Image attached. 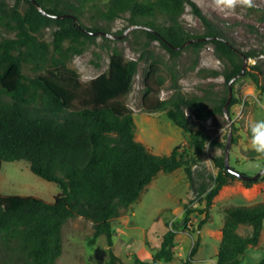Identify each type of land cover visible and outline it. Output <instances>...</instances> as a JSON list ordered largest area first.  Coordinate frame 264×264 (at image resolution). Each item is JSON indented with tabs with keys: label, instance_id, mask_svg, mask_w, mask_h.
<instances>
[{
	"label": "trees",
	"instance_id": "16d2710c",
	"mask_svg": "<svg viewBox=\"0 0 264 264\" xmlns=\"http://www.w3.org/2000/svg\"><path fill=\"white\" fill-rule=\"evenodd\" d=\"M79 1L81 5L76 6L67 0H0V27L15 34L0 40V165L25 160L33 173L61 189L52 202L0 194V244L19 264H57L63 250L62 227L76 217L91 222L90 245L99 236L106 237L107 264H116L112 221L140 198L160 172L184 168L193 182V166L200 160L209 137L191 127L185 109L199 122L216 114L226 115L224 105L229 95L211 105L204 96L185 98L178 93L168 99L152 100L151 96L160 92L164 78L158 75V65L151 63L143 77V107L147 113L164 111L189 142V149L184 151L176 145L167 155L151 152L136 140L133 111L125 102L142 55L140 59H126L118 48H113L107 71L87 84L68 66L72 56L80 54L98 32L104 39L109 34L106 27L77 23L87 0ZM91 1L94 6L104 1L106 8L100 10L104 20L127 15L131 25L144 28L150 40H158L174 56L185 47L199 52L204 44L211 43L223 69L208 70V74L223 75L227 93L229 82L233 79V87L242 72L244 57L255 56L254 51H238L191 0ZM187 4L205 24L204 34L192 35L182 27L180 17ZM160 17L164 23L158 22ZM47 27H56L51 43L39 37ZM189 40L192 42L184 45ZM25 67L33 75L25 73ZM244 75L259 84L256 74L244 69ZM235 102L237 99L232 97L230 106ZM214 166L217 173L210 177L211 182L201 183L196 188L197 199L185 205L183 226L197 212L203 215L196 225L200 231L208 221L215 197L225 185L239 178L228 171L224 156L214 158ZM260 179L264 174L243 182L251 186ZM196 202L203 206L193 207L191 204ZM263 221L264 199L225 207L215 264H241L245 251L258 245ZM241 225L249 226L250 233L240 234ZM176 238L177 230L168 228L151 259L145 261L137 256L135 263L172 262ZM199 247L200 235L184 264H190ZM258 264H264V257Z\"/></svg>",
	"mask_w": 264,
	"mask_h": 264
},
{
	"label": "rangeland",
	"instance_id": "374dc122",
	"mask_svg": "<svg viewBox=\"0 0 264 264\" xmlns=\"http://www.w3.org/2000/svg\"><path fill=\"white\" fill-rule=\"evenodd\" d=\"M13 3L14 0H8ZM196 7L216 26L231 44L240 52L254 51L255 56L246 59L245 69L256 74L259 84L251 76L241 75L235 80L231 98L237 102L227 107L226 115L216 114L202 122L196 121L190 110L186 113L191 127L208 135L200 160L193 166L192 179L186 175L184 168L176 172L157 174L155 179L143 190L140 198L112 221L117 238L112 247L117 256L116 264H136L138 256L150 260L159 249L162 235L168 228L177 230L174 245L175 257L172 262L157 264H184L189 252L200 235V247L190 264H214L218 251V240L223 225L224 208L229 205H250L264 199V179L251 186L245 185L240 177L225 185L215 197L210 208L208 221L200 231L197 223L203 218L197 212L188 217L183 226L185 205L196 197V188L201 183H210L211 176L217 173L214 158L224 156L229 134L232 135L229 160L238 172L253 176L264 168V159L252 156L250 148L249 124L264 119V0H255V7L247 10L237 9L232 15H225L216 10L212 0H191ZM74 5H81L79 0H67ZM91 0L83 3L80 20L85 27L99 25L106 27L109 34L104 39L101 34L94 41H87L80 54L72 56L68 66L75 70L84 84L104 73L108 69L113 48H118L126 59H140L138 72L134 76L132 89L125 97L126 104L133 111L135 138L142 142L151 152L167 155L176 146L180 150L189 149L188 137L177 127L164 111L147 113L142 104L144 93L143 77L151 63L159 67L158 75L164 78L160 92L151 96L154 100L168 99L174 93L185 98L204 96L208 104L220 101L226 95L227 86L223 75L210 76L208 70L223 69V62L216 56L211 43L202 46L199 52L193 47H185L174 56L162 47L158 40H150L144 28L131 25L127 15H121L112 21L101 17L105 3L97 6ZM24 5H21V9ZM101 10V11H100ZM158 22L164 23L163 18ZM182 27L192 35H202L206 31L202 19L187 4L180 17ZM56 27L44 28L39 37L51 43ZM0 27V40L13 37ZM190 44V43H189ZM253 66H257L254 68ZM201 69H205L201 70ZM25 73L33 75L28 68ZM262 86V87H260ZM236 138L234 142L233 139ZM259 164V167L255 165ZM61 192L60 187L32 172L25 160L1 162L0 194L5 196H33L47 202ZM197 199V198H195ZM201 207L203 203L191 204ZM180 223V225H177ZM242 235L250 233V227L241 225L238 229ZM93 233L90 221L81 217L69 219L62 227V254L57 264H107L109 247L104 235L90 245ZM130 242V244H129ZM264 257V221L263 229L256 246L249 247L242 255L241 264H258ZM0 264H19L0 244Z\"/></svg>",
	"mask_w": 264,
	"mask_h": 264
},
{
	"label": "clouds",
	"instance_id": "9594fccd",
	"mask_svg": "<svg viewBox=\"0 0 264 264\" xmlns=\"http://www.w3.org/2000/svg\"><path fill=\"white\" fill-rule=\"evenodd\" d=\"M213 7L225 15L236 13L237 9L247 10L255 7V0H212ZM264 108V104L261 105ZM250 148L257 159H264V119L249 124ZM259 167V164L255 165Z\"/></svg>",
	"mask_w": 264,
	"mask_h": 264
},
{
	"label": "water",
	"instance_id": "95a60500",
	"mask_svg": "<svg viewBox=\"0 0 264 264\" xmlns=\"http://www.w3.org/2000/svg\"><path fill=\"white\" fill-rule=\"evenodd\" d=\"M69 16L72 17L75 20V17H73L72 15H69ZM97 34H102V33L98 32ZM191 42H192V40H189L184 45H187V44H189ZM245 67H246V63L243 62V69H242V72H241L240 76L244 74ZM232 82H233V79L228 84L229 85V96H228L227 102L224 105V111L225 112L227 111L228 104L230 103V100H231ZM231 140H232V135L230 133L229 136H228V139H227V144H226V147H225V154H224V162H225V166L228 169V171L230 173L236 174L238 177H240L241 179L246 180V181H248V180L249 181H254L257 178H259L260 176H262L264 174V168L261 169L258 173H256L253 176L242 174V173H240V172H238V171H236L235 169L232 168V166L230 165V160H229V151H230Z\"/></svg>",
	"mask_w": 264,
	"mask_h": 264
},
{
	"label": "crops",
	"instance_id": "0c3cea01",
	"mask_svg": "<svg viewBox=\"0 0 264 264\" xmlns=\"http://www.w3.org/2000/svg\"><path fill=\"white\" fill-rule=\"evenodd\" d=\"M178 170H179V169H177V170H175V171H173V172H176V171H178ZM154 179H155V178H154ZM154 179H153V180H154ZM153 180H152V181H153ZM152 181H151V182H152ZM151 182H150V183H151ZM221 236H222V232L220 231V237H219V240H218V245H219V243H220ZM117 237H118V236H117V232H115V233H114V238H117ZM129 244H130V242H129ZM114 245H115V243H114ZM159 247H160V246H159ZM218 247H219V246H218ZM151 257H152V256H151ZM139 258H140V257H139ZM141 259H142V258H141ZM150 259H151V258H150ZM142 260H144V259H142ZM145 261H149V260H145ZM214 264H215V263H214Z\"/></svg>",
	"mask_w": 264,
	"mask_h": 264
}]
</instances>
